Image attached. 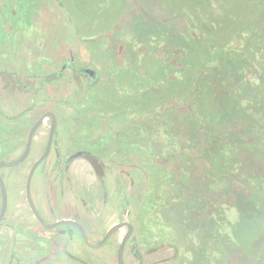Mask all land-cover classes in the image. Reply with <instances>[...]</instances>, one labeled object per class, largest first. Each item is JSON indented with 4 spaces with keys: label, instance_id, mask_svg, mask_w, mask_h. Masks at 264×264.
<instances>
[{
    "label": "rangeland",
    "instance_id": "1",
    "mask_svg": "<svg viewBox=\"0 0 264 264\" xmlns=\"http://www.w3.org/2000/svg\"><path fill=\"white\" fill-rule=\"evenodd\" d=\"M69 61L99 80L58 75ZM3 80L0 161L17 158L46 110L63 155L98 156L38 166L31 195L47 222L86 208L92 242L130 222L125 264H264V0H0V100ZM49 122L31 158L1 170L0 264H56L61 250L25 189ZM126 232L68 248L118 264Z\"/></svg>",
    "mask_w": 264,
    "mask_h": 264
},
{
    "label": "flooded vegetation",
    "instance_id": "2",
    "mask_svg": "<svg viewBox=\"0 0 264 264\" xmlns=\"http://www.w3.org/2000/svg\"><path fill=\"white\" fill-rule=\"evenodd\" d=\"M73 62V61H72ZM72 62H68L66 64H64V66L62 67L61 71L58 73V75L60 74H63V72L69 68H73L77 70V74L80 76V77H83V78H86L88 80V83L90 84H93V83H96L100 76H101V73L97 70V68H95L94 65H82V64H78L77 67H76V64L75 63H72ZM10 88V84L7 82V81H2V85H1V91H2V99L0 100V113L3 114V115H6L5 112L9 111L10 109V93H9V89ZM49 110H46L44 111L31 125L30 129H29V132L31 130V128L33 127L34 123L45 113V112H48ZM52 112V111H50ZM56 116V115H55ZM8 120H10V117L9 115L6 116ZM56 119H57V116H56ZM46 120H49V129H48V133H47V136H46V144H45V148L43 150V152L37 157V159L44 153L46 147H47V144H48V140H49V135H50V130H51V124H52V121L51 119L48 117L45 119ZM44 121V122H45ZM44 126V123H42L39 128L36 130L35 134H34V137H33V141H32V144H31V148H30V152H29V155L27 157V159L25 161H27L29 158H31V156L33 155V147H34V141L36 139V136L39 134V131L41 130V128ZM59 124H58V120H57V125H56V129H55V133H54V139H53V143H52V147H51V150H50V153L49 155L46 157V159L49 161L50 159H53L52 161L55 162V165L61 163V162H65V165L67 166H70V164H72L75 160H77L78 158H81V157H87V158H92L94 161L97 162V158L98 156L96 157V155H94L89 149L87 148H80L78 150H75V151H72V152H69L67 154H64L62 153V151L57 147V144H58V130H59ZM4 130H7V132H9V128L5 129V127L3 128ZM28 132V134H29ZM27 139H28V135L26 137V140L24 142V149L23 151L17 156V158H19L25 148H26V144H27ZM5 147H9L10 148V145L9 143H6L5 144ZM8 148V149H9ZM80 152H84L83 155H81L80 157L74 159V160H70V158L75 155V154H78ZM15 158V159H17ZM14 159V160H15ZM37 159L34 161V163L37 161ZM45 159V160H46ZM44 160V161H45ZM24 161V162H25ZM43 161V162H44ZM28 176V175H27ZM3 177V176H2ZM4 179V178H3ZM27 180V179H26ZM26 187V186H25ZM7 188V187H6ZM26 189V188H25ZM1 190V188H0ZM26 199H27V195H26ZM28 201V200H27ZM1 204H2V195H1ZM36 206V205H35ZM30 207V206H29ZM85 207V206H84ZM31 209V208H30ZM36 209L38 210L39 214L41 215V217L43 218V220L46 222V223H55V222H58V221H63V220H67V221H70V222H75L77 223L82 229L83 231L86 233L87 237L89 238V226H88V222H89V218H90V215H89V211L85 208L83 209H77V210H74V216H68L67 214L64 215V213L62 215H64V218H57L53 221H50V222H47V220L45 219L44 215L42 214V212L40 211V209L36 206ZM0 210H1V207H0ZM8 210V209H7ZM33 216H34V219H35V222L42 227V224L38 221V219L35 217L33 211L31 210ZM66 212V210H65ZM6 214H7V211H6ZM6 214H5V217L4 219L6 218ZM3 219V221H4ZM2 221V223H3ZM2 223L0 224V226L2 225ZM48 230V229H47ZM50 231L52 232H55V234L52 235L51 239H52V242L54 243V246H56L57 248H60L61 250H57L55 252H53V255H52V260H54V262L56 264H89V262H87L83 257H80L78 256L77 253L69 250L68 248V245L70 243H73V242H76L78 243L79 245H82L84 246L85 248H88V249H93L89 246H87L83 240V234H82V231L80 230V228L74 224H64V225H60V226H57L53 229H49ZM133 234H134V230H133V233L130 237V239L128 240L127 242V245L126 247L128 246L129 243H132L131 240H132V237H133ZM24 237L26 238H29V234H26L24 235ZM104 237V236H103ZM112 238V237H111ZM111 238L104 244L106 245L110 240ZM34 240V239H33ZM37 240H41L40 238H37ZM79 240V241H77ZM63 242V244H61V247H59V243ZM65 243V244H64ZM102 245V246H104ZM126 249V248H125ZM118 251V250H117ZM136 256H138V253L136 252ZM65 258V261H60V258ZM118 263V262H117Z\"/></svg>",
    "mask_w": 264,
    "mask_h": 264
},
{
    "label": "water",
    "instance_id": "3",
    "mask_svg": "<svg viewBox=\"0 0 264 264\" xmlns=\"http://www.w3.org/2000/svg\"><path fill=\"white\" fill-rule=\"evenodd\" d=\"M50 118L52 121L51 124V130H50V135H49V140H48V144L47 147L44 151V153L37 159V161L32 165V167L29 170L28 176H27V180H26V195H27V200H28V204L31 208V210L33 211L35 217L38 219V221L42 224V226L46 229H53L57 226L60 225H64V224H74L76 226H78L80 228V230L82 231L83 234V240L85 242V244L91 248H98L101 247L102 245H104L111 237L114 236V234L116 232H118L119 230H121L122 228H127V232L126 234L123 236L119 247H118V251H117V262L118 264H125V260H124V252H125V248L127 245L128 240L130 239L133 230H134V226L133 224H131L130 222L124 221V222H119L114 224L113 226H111L106 234L104 235V237L98 241V242H92L90 241V239L87 237L86 233L83 231V229L75 222H70L67 220H63V221H58L55 223H46L43 218L41 217V215L39 214L38 210L36 209L35 203L32 199V195H31V184H32V179L34 176V173L36 171V169L38 168V166L46 159V157L49 155L51 147H52V143H53V139H54V133H55V129H56V125H57V119L56 116L53 112H45L33 125V127L31 128L29 134H28V139H27V144H26V148L23 152V154L12 161H0V188H1V195H2V204H1V210H0V224L2 223L6 211L8 209V192H7V188H6V184L4 182V179L2 177L1 174V170L3 168L6 167H15L18 166L22 163H24V161L27 159L29 152H30V148H31V144L33 141V137L34 134L36 132V130L39 128V126L44 123L46 118ZM84 152H80L78 154L73 155L70 160H74L78 157H80L81 155H83Z\"/></svg>",
    "mask_w": 264,
    "mask_h": 264
}]
</instances>
